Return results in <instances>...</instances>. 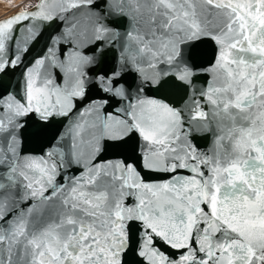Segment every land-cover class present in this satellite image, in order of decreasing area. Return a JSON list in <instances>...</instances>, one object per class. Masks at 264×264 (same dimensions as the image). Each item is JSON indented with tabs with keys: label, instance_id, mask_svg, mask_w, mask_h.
<instances>
[{
	"label": "snow or ice",
	"instance_id": "snow-or-ice-1",
	"mask_svg": "<svg viewBox=\"0 0 264 264\" xmlns=\"http://www.w3.org/2000/svg\"><path fill=\"white\" fill-rule=\"evenodd\" d=\"M27 7L0 21V77L41 37L32 21L64 24L0 92V264H264V0Z\"/></svg>",
	"mask_w": 264,
	"mask_h": 264
},
{
	"label": "water",
	"instance_id": "water-1",
	"mask_svg": "<svg viewBox=\"0 0 264 264\" xmlns=\"http://www.w3.org/2000/svg\"><path fill=\"white\" fill-rule=\"evenodd\" d=\"M39 3V0L37 4ZM36 4V5H37ZM23 10V11H30ZM22 11V10H21ZM10 15L9 17H5L3 19H0V21H4L6 19H9L13 17L14 15H17L19 12ZM32 24H34L37 28V31L41 33V37L39 40L35 43H30L28 47V51L23 54L21 63L10 70L6 72V74H3L2 77H0V92H13L16 93L18 90H20L24 83V73L26 67L30 66L33 61L36 58H39L45 51L46 46L49 42V36L55 35L61 25L64 24V21H53V22H42V21H32ZM29 24V21H23L21 24L16 25V28L23 29L24 25ZM24 33L23 31L20 34V37H18V42H22V37ZM213 48L214 46L210 41L203 42L198 49V53L202 59L203 62L207 63L210 61L213 57ZM12 48H9V54L11 55ZM89 53L91 52V49L87 50ZM117 66L116 62V54L114 52H109V55L107 56L105 63L103 65L102 69L94 68L93 71H110L113 67ZM129 84H133V76L127 75L124 77ZM59 79V77H57ZM207 79L206 76H201L199 80L197 81L195 87L200 88L204 86V81ZM135 83H139L138 80L135 81ZM135 90V87L133 86V91ZM147 92V89H146ZM104 95L102 93H99L96 89H92L91 96L93 98H97L98 96ZM173 100L179 101L180 96L175 95L173 96ZM81 105L78 103L77 107H80ZM111 107V104L109 105ZM29 120H34V116H29ZM67 123V118H55L53 122H51V128H50V135L44 139V140H37L36 138L29 136L28 139L25 142V147L28 150L31 151H40L41 148L46 147L51 140V136L56 134L57 132L64 131V125ZM212 144V136L210 133L202 134L198 140V147H200L202 150H209ZM135 146V142H130L129 144L125 145L124 147L120 149H114L113 151L106 154L107 158L111 159L116 157L117 155H136L138 156V153H133V148ZM73 172L76 171V169L72 170ZM168 174H160L157 176H154V179H167ZM161 250L165 251L168 254H178L175 252V250H172L170 248H167L164 245H161ZM132 261H135L136 264H139V258L135 256L129 257Z\"/></svg>",
	"mask_w": 264,
	"mask_h": 264
},
{
	"label": "rangeland",
	"instance_id": "rangeland-1",
	"mask_svg": "<svg viewBox=\"0 0 264 264\" xmlns=\"http://www.w3.org/2000/svg\"><path fill=\"white\" fill-rule=\"evenodd\" d=\"M37 2L38 0H0V19L4 15L16 13L17 10H28L30 8L27 6L34 7Z\"/></svg>",
	"mask_w": 264,
	"mask_h": 264
},
{
	"label": "bare ground",
	"instance_id": "bare-ground-1",
	"mask_svg": "<svg viewBox=\"0 0 264 264\" xmlns=\"http://www.w3.org/2000/svg\"><path fill=\"white\" fill-rule=\"evenodd\" d=\"M1 8V7H0ZM7 13V12H6ZM9 13V12H8ZM11 14H7V15H4L2 16V18H5V17H9Z\"/></svg>",
	"mask_w": 264,
	"mask_h": 264
},
{
	"label": "built area",
	"instance_id": "built-area-1",
	"mask_svg": "<svg viewBox=\"0 0 264 264\" xmlns=\"http://www.w3.org/2000/svg\"><path fill=\"white\" fill-rule=\"evenodd\" d=\"M17 11H19V10H17Z\"/></svg>",
	"mask_w": 264,
	"mask_h": 264
}]
</instances>
